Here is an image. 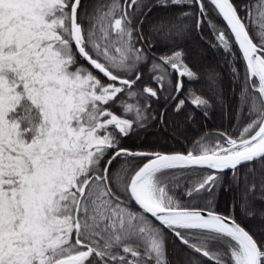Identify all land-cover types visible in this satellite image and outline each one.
Returning <instances> with one entry per match:
<instances>
[{"label":"snow or ice","instance_id":"obj_1","mask_svg":"<svg viewBox=\"0 0 264 264\" xmlns=\"http://www.w3.org/2000/svg\"><path fill=\"white\" fill-rule=\"evenodd\" d=\"M0 264H264V0H0Z\"/></svg>","mask_w":264,"mask_h":264},{"label":"trees","instance_id":"obj_2","mask_svg":"<svg viewBox=\"0 0 264 264\" xmlns=\"http://www.w3.org/2000/svg\"><path fill=\"white\" fill-rule=\"evenodd\" d=\"M226 87H227V84H226ZM206 123H207V127L209 128H217V127H220L222 124L219 116L213 117L212 119L208 120ZM202 126L203 125L201 124V127Z\"/></svg>","mask_w":264,"mask_h":264}]
</instances>
